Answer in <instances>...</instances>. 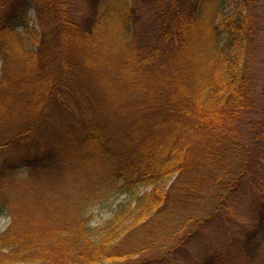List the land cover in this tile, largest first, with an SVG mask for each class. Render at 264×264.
Segmentation results:
<instances>
[{"label": "trees", "instance_id": "16d2710c", "mask_svg": "<svg viewBox=\"0 0 264 264\" xmlns=\"http://www.w3.org/2000/svg\"><path fill=\"white\" fill-rule=\"evenodd\" d=\"M258 25L253 0H0V179L25 178L0 264L173 262L208 228L203 264L259 258Z\"/></svg>", "mask_w": 264, "mask_h": 264}, {"label": "rangeland", "instance_id": "374dc122", "mask_svg": "<svg viewBox=\"0 0 264 264\" xmlns=\"http://www.w3.org/2000/svg\"><path fill=\"white\" fill-rule=\"evenodd\" d=\"M230 8L231 3L227 5V9L229 10ZM253 8L254 14L259 22L258 27L260 28L261 26H264V0H253ZM27 15L34 21V14L32 10L28 11ZM32 20L31 22H33ZM260 30L262 31V29ZM262 54L263 52L260 54L261 59ZM255 66L256 73L263 70L262 63H259ZM260 74H262V72ZM24 182L25 178L21 172H16L13 178L6 180L0 179V193L2 194L4 191H18ZM118 200L119 199H111L104 205L96 206L92 212L91 226L97 227L109 219L111 217V209H113ZM8 225L9 218L0 211V234L8 227ZM223 231L224 230L217 228H208L206 231L198 232L187 242L185 250L173 257V262H169V260L166 258L164 263L161 262L158 264H203L204 260L209 255L212 256L215 252L219 254L220 252L224 253L227 250V238ZM174 259L176 260L175 262ZM232 264L246 263L245 261L242 262V258L237 254L233 258ZM248 264H264V249L259 258L250 261Z\"/></svg>", "mask_w": 264, "mask_h": 264}]
</instances>
